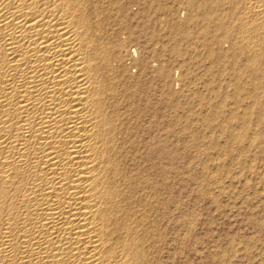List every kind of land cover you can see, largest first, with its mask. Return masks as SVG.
Listing matches in <instances>:
<instances>
[{"label": "bare ground", "instance_id": "1", "mask_svg": "<svg viewBox=\"0 0 264 264\" xmlns=\"http://www.w3.org/2000/svg\"><path fill=\"white\" fill-rule=\"evenodd\" d=\"M118 1L0 0V264L166 262L164 226L152 219L163 204L164 143L160 129L148 135V118L173 76L167 63L155 80L130 71L132 14ZM185 1L201 10L204 32L213 26L209 49L225 40L231 12L218 13L220 0ZM254 1L238 21L255 84L264 0Z\"/></svg>", "mask_w": 264, "mask_h": 264}, {"label": "rangeland", "instance_id": "2", "mask_svg": "<svg viewBox=\"0 0 264 264\" xmlns=\"http://www.w3.org/2000/svg\"><path fill=\"white\" fill-rule=\"evenodd\" d=\"M232 1L218 4L219 14L231 12L225 19L229 37L220 40L224 49L220 42L206 46L213 26L204 32L207 22L197 5L185 0L118 1L128 3L132 14L133 37L124 42L133 54L126 62L130 71L139 80H155L163 64L173 76L162 89V108L153 106L148 118V135L154 139L160 129L165 152L162 210L160 217H152L164 226L163 264H264V39L257 66L263 74L254 84L250 67L256 66L246 61L252 53L240 42L244 30L238 18L246 3H257ZM159 5L169 12L158 11ZM169 17L186 28L185 38L173 35ZM247 84L254 88L247 89ZM154 164L150 162L156 174Z\"/></svg>", "mask_w": 264, "mask_h": 264}]
</instances>
